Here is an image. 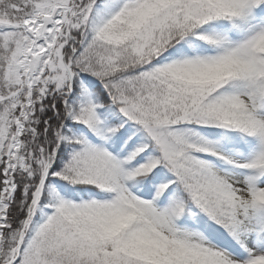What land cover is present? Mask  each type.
Instances as JSON below:
<instances>
[{
	"label": "snow or ice",
	"instance_id": "1",
	"mask_svg": "<svg viewBox=\"0 0 264 264\" xmlns=\"http://www.w3.org/2000/svg\"><path fill=\"white\" fill-rule=\"evenodd\" d=\"M0 264H264V0H0Z\"/></svg>",
	"mask_w": 264,
	"mask_h": 264
}]
</instances>
